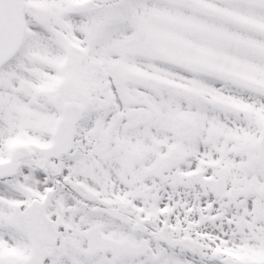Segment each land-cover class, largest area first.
<instances>
[{
	"label": "snow or ice",
	"instance_id": "obj_1",
	"mask_svg": "<svg viewBox=\"0 0 264 264\" xmlns=\"http://www.w3.org/2000/svg\"><path fill=\"white\" fill-rule=\"evenodd\" d=\"M0 264H264V0H0Z\"/></svg>",
	"mask_w": 264,
	"mask_h": 264
}]
</instances>
